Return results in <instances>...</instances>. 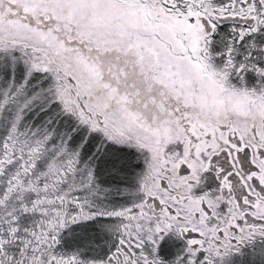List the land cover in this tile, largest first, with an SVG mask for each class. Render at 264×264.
Wrapping results in <instances>:
<instances>
[{"label":"snow or ice","instance_id":"1","mask_svg":"<svg viewBox=\"0 0 264 264\" xmlns=\"http://www.w3.org/2000/svg\"><path fill=\"white\" fill-rule=\"evenodd\" d=\"M0 264H264V0H0Z\"/></svg>","mask_w":264,"mask_h":264}]
</instances>
